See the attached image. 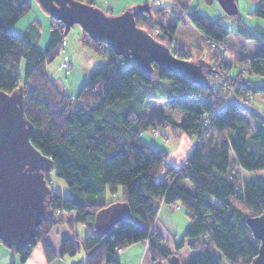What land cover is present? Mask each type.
<instances>
[{"label": "trees", "instance_id": "1", "mask_svg": "<svg viewBox=\"0 0 264 264\" xmlns=\"http://www.w3.org/2000/svg\"><path fill=\"white\" fill-rule=\"evenodd\" d=\"M78 1L94 6V0ZM251 1L256 6L249 13L264 19V0ZM30 7V0H0V90L10 93L21 88L24 115L31 125L29 140L52 160L53 172L75 197L51 187L53 215L42 218L34 243L15 250L20 261L40 243L48 261L82 248L85 258L77 264H115L118 249L145 240L150 261L168 264L170 255L178 254L169 249L154 224L161 203H178L189 217L184 237L193 250L188 261L178 256L181 263L248 264L257 254L259 240L246 219L264 210V180L243 181L236 168L264 175V123L256 112L240 105H252L249 94L264 96V24L251 27L238 11L230 16L235 26L228 30L222 16L190 12L175 0L135 14L136 25L159 43L169 48L174 44L177 50L172 53L177 57L199 60L206 52L210 65L206 76L222 78L220 83L210 80L209 88L159 66L144 73L126 65L113 49L79 27V44L104 62L89 69L86 81L72 95L57 85L46 67L60 53L68 33L62 22L49 17L44 47L35 43L40 37L37 21L30 22L21 36L10 30ZM168 13L173 15L171 21ZM188 25L198 37L188 46L176 43L182 36L186 39ZM248 45L250 53L245 54ZM157 101L180 118L160 109L148 114L146 107ZM166 126L190 143L177 166L167 162L166 150L153 148L142 137L147 129ZM118 187L120 198L88 199L106 191L115 194ZM118 200L128 203L131 218L99 236L96 212ZM72 211L74 217L66 222L73 231L72 222L84 224L87 234L59 236L54 251L51 230L60 224L61 213ZM174 244L179 249L184 241Z\"/></svg>", "mask_w": 264, "mask_h": 264}, {"label": "water", "instance_id": "2", "mask_svg": "<svg viewBox=\"0 0 264 264\" xmlns=\"http://www.w3.org/2000/svg\"><path fill=\"white\" fill-rule=\"evenodd\" d=\"M51 16L62 22L65 32L78 25L91 38L104 42L123 58L126 65L149 73L159 66L185 76L202 88L211 84L206 76L210 65L203 60L180 58L168 46L156 41L135 23V14L150 11V4H137L117 14H106L102 9L78 0H37ZM228 16L238 12L236 0H215ZM240 108L256 112L264 123V113L251 104ZM31 125L24 115L21 88L6 93L0 90V243L9 249L35 242V232L42 218L51 217L49 206L52 191L46 178L53 169L52 160L36 149L29 140ZM256 179L264 180L260 171ZM128 203L114 201L100 208L94 217L99 236L107 233L117 222L130 219ZM246 222L259 240L256 256L248 264H264V210ZM168 264H183L176 254Z\"/></svg>", "mask_w": 264, "mask_h": 264}, {"label": "rangeland", "instance_id": "3", "mask_svg": "<svg viewBox=\"0 0 264 264\" xmlns=\"http://www.w3.org/2000/svg\"><path fill=\"white\" fill-rule=\"evenodd\" d=\"M31 1V7L30 10L24 14L16 23H14L11 27L10 30L12 33L15 35H23L24 32L26 31L27 25L32 22L33 20H37L39 24V32H40V37H38L35 40V43L39 47H44L48 38V22H49V14L41 7L39 2L37 0H30ZM111 0H94V6L102 9V11H105L107 13H112V14H117L116 11L121 10V6L117 7L115 6L113 9L111 6L109 7V3ZM171 3L172 0H169ZM190 5L189 7L192 6L190 9L191 11L197 10L199 13H204L205 11H208L209 16L217 17V16H222V22L223 25L225 26L226 29L230 30L234 28L235 26V21L231 20L230 16L226 15L222 8L219 6L217 1H213V6L210 7V4H205L203 6H199L197 8V5L192 4V0L189 2ZM211 3V4H212ZM237 7L239 14L241 16V19L244 20V22L253 27L255 24L260 23L264 24V19L260 17H256L255 15H252L249 13L250 10H252L255 6L256 3H254L251 0H236ZM121 5V4H120ZM110 8L109 10H107ZM178 9V7H177ZM175 9V10H177ZM199 9V10H198ZM122 12V11H121ZM120 13V12H118ZM232 16V15H231ZM168 21H171L173 19V15L171 13H168ZM186 28V25H185ZM184 28V29H185ZM80 28L78 25H73L64 40L63 47L60 50V53L58 55H55L54 58L47 63L46 67L47 70L53 75L56 83L58 86L64 87L63 89L68 93V94H76L78 91L80 85L86 81L89 73V69L95 65H99L102 62H104V59L101 57L95 55L90 49L87 47H83L79 44V34H80ZM184 33L187 35L186 39L184 40L183 43L178 42L184 46H188L193 43L194 39L198 37V34L196 33L195 29H191L188 25L187 29L184 30ZM228 40V47H231L234 43L232 38H229ZM253 45V43H252ZM187 48V47H186ZM245 54H249V45L246 48ZM177 50V49H176ZM227 51V50H226ZM224 52V55L227 54V52ZM176 53V52H175ZM188 59V55H186ZM201 60H203L205 63L209 61L208 54H202L200 57ZM191 59H194L193 57ZM209 64V63H207ZM208 78V77H207ZM222 79V78H221ZM220 77H216L215 74L210 75L208 80L211 81H216V83L221 82ZM210 82V81H209ZM248 100L252 103L253 106H255L260 112L264 113V96L261 93L248 95ZM162 110L164 113H170L172 114L175 118L179 119V115L176 112L170 111L165 107V105L162 102L157 101L156 103H152L146 107V112L148 114L151 113H157L158 110ZM142 137L143 139L153 148L155 149H163L166 150L168 153H171L170 151L174 149L177 145H179L182 139H185L183 135L177 136L172 129L169 126L166 127H160L158 130H152V129H147L142 132ZM194 138H192L193 141ZM181 148V149H180ZM179 150L182 151L183 147H180ZM185 149V148H184ZM184 151V150H183ZM182 151V152H183ZM168 162V161H167ZM169 163V162H168ZM237 174L240 176V178L243 181H247L252 177H255L253 172H248L240 169L239 167L236 168ZM49 185L57 189L61 195L64 196H73L75 197L74 192L71 190V188L67 185V183L64 181V179L58 177L55 175L53 170H50L47 172L46 176ZM186 186L188 189L192 190L190 184L186 182ZM121 197V187L117 188V191L115 194H110L109 192H105L101 195H98L97 197H91L88 198L90 201H110L114 200L116 198ZM87 200V199H85ZM162 204V203H161ZM177 209H173V212H171V215L173 216L174 220L170 223L174 225L175 230H176V235L174 237V241L172 236H167L170 250L171 251H176L178 256L180 257L181 261H188L190 256L193 253V250H191L188 245V238L184 237V232L186 228L188 227L189 224V217L186 214V209L182 206L179 205ZM67 216H74V212H63L59 216L60 219V224H56L53 226L51 230V234H56L59 235L60 232V226L64 228V230L69 234L71 233L72 229L69 228L66 220ZM58 213H56V216ZM64 215V216H63ZM171 218V216H170ZM77 230V234L82 236V233L85 234L87 232V229L84 224L77 222L75 224ZM158 226L162 227L163 230L166 232V221H158ZM166 234H170L166 232ZM53 238V235L50 236V238ZM181 239H183L184 244L181 248L176 249L175 248V243L179 242ZM37 246H41L40 243H35L33 248H36ZM32 248V250H33ZM81 249V248H80ZM14 252L16 256H18L19 260L20 257L18 253L15 250L9 249L4 247L0 243V260H2V263L4 264H10V259L9 257V252ZM212 251L217 255L218 252L215 248H212ZM32 252V251H31ZM159 264H165L164 262H157ZM156 262L148 261V264H157ZM20 264V263H18Z\"/></svg>", "mask_w": 264, "mask_h": 264}, {"label": "crops", "instance_id": "4", "mask_svg": "<svg viewBox=\"0 0 264 264\" xmlns=\"http://www.w3.org/2000/svg\"><path fill=\"white\" fill-rule=\"evenodd\" d=\"M175 1L179 2L180 4L185 5V7L187 8L188 11H190V9L192 8V6L189 7V5H190L189 2L191 0H175ZM142 3H148V4H150V6H169V4H170L169 0H111V2L109 3L110 4L109 7L111 6V8L113 9L115 6H117V7L121 6V10L116 11V13H118V12H121V11H124L127 9H131V8L135 7L137 4H142ZM192 4L197 5V8H199V6L205 5L203 0H192ZM210 7H214L213 3L210 4ZM109 9L110 8H108L107 10H109ZM207 12L208 11H205L204 13L202 12L201 14L206 15L207 17H213V16H209ZM217 17H219V16H217ZM35 21H37V20L35 19ZM189 27L192 29L191 25H189ZM178 41L180 43H183L184 42L183 36H182V38H179ZM178 41H176V42H178ZM180 142H183V143H180L174 149H172L170 151L171 153H169L168 157H167V161L169 162V164H172L174 166L181 164V162L183 161V159L185 158V156L188 152L186 150V148L188 149V143L189 142L186 143L185 139H182ZM180 147H183V150H184V151L182 150L183 152L179 150ZM178 207H180L178 203H174V204L162 203L159 206L158 213H157L156 219H155V224H154L155 228L158 230V232L165 239V242L167 243V246L169 247V249H170V246H169L167 236L168 235L172 236L173 241H174V237L176 235L175 227H174V225H172V223H170V221L172 222V220H174L173 216L171 215V212H173L174 208L177 209ZM170 216H171V218H170ZM65 217L67 219H71L74 216L73 215L72 216L65 215ZM160 220L166 221V226H165L166 232H168L170 234H166V232L163 230V228L158 226V221H160ZM76 223L72 222V225L74 226V231L72 230L71 233L68 234L64 230V228L62 226H60V232L61 233L59 235L56 234V236H55V234H53V238L51 237V239L48 237L49 240L51 241L52 248L54 249V251H56L58 249V241H59L58 238H59V236H61V235L72 236L73 234H77V230L75 231V229H76L75 224ZM67 224L70 228V225L68 222H67ZM85 234H87V232ZM85 234L82 233V236H84ZM77 235L81 236L79 234H77ZM8 255H9V257H11L10 264H18V263H20V264H77L78 262L83 261V259L85 258L84 250L82 248L81 249L79 248L78 252L74 255L65 254L62 256L55 257L51 261H48L42 246H37L36 248H33L30 255L23 262H21L19 260L18 256H16V254L14 252L10 251ZM149 260H150V255L148 253L147 243L145 240L137 241L133 244H130V245L122 248V249H118L114 255L115 264H148ZM0 264H4V263H2V260H0Z\"/></svg>", "mask_w": 264, "mask_h": 264}, {"label": "built area", "instance_id": "5", "mask_svg": "<svg viewBox=\"0 0 264 264\" xmlns=\"http://www.w3.org/2000/svg\"><path fill=\"white\" fill-rule=\"evenodd\" d=\"M170 50H171V52L174 50L175 52H176V47H175V45L173 44L172 46H171V48H169ZM225 52V50H223L222 51V53H224ZM181 53V52H180ZM204 54H207L206 52H204ZM210 81V80H209Z\"/></svg>", "mask_w": 264, "mask_h": 264}]
</instances>
